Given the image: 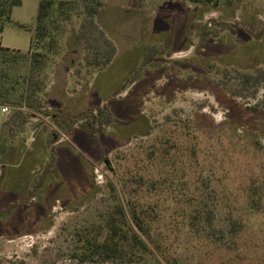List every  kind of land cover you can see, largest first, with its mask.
I'll use <instances>...</instances> for the list:
<instances>
[{
    "label": "rangeland",
    "instance_id": "obj_1",
    "mask_svg": "<svg viewBox=\"0 0 264 264\" xmlns=\"http://www.w3.org/2000/svg\"><path fill=\"white\" fill-rule=\"evenodd\" d=\"M101 1L104 5L98 21L112 34L120 60L98 76L97 70L85 66L82 49L69 50L70 37L82 20L75 13L72 22L63 23L55 32L58 52L50 53L43 73L50 90L57 82L56 72L60 68V76L67 81L64 92L69 108L79 103L91 112L98 100V104L109 106L118 122L101 128L98 138L109 135L116 139V144L101 158L92 159L85 174L90 185H85L84 175L79 176V165L84 162L72 157L62 162L61 155L58 157L63 165L54 189L49 190L51 174L35 195L29 193L38 177V168L28 190L20 182L28 178L26 167L15 177L0 181V209L17 202L13 211L0 217V264H94L82 263L73 256L80 247L76 233L113 205L108 182L115 184L121 202H140L150 211L154 236L172 246L178 256H192V264H221L226 256L224 250L211 245V240L195 238L190 228L191 213L204 201V209L213 211L217 228L228 231L230 220L239 219L246 225L241 242L252 241L253 252L263 255L264 85L257 99L233 97L219 90L213 93L183 88L193 84V77L204 76L209 84L218 85L227 69L254 73V69L241 67L259 64L264 68V36H259L264 28V0H233L234 6L220 0L218 7L186 0ZM39 2L22 0V5L13 8L10 20H0L4 24L0 29L1 47L30 51ZM211 19L223 23L217 27L210 23L208 34L204 26ZM232 21L240 22L244 29L239 26L232 30L226 24ZM208 39L213 42L210 48L205 42ZM150 41L166 49L167 61L163 66L178 73L173 74V83L178 85L174 92L168 88L160 96H138L133 92L145 74L140 71L135 75L133 70L141 64L137 60L139 51ZM179 52L184 53L177 56ZM209 55L229 62V66L216 60L206 61ZM12 75L17 78L18 73ZM168 80L162 78L157 86L166 87ZM200 80L197 88L203 84ZM111 99L117 101L111 103ZM257 104L258 110L253 111L251 107ZM7 119L8 114L0 115V129ZM14 129L19 134L16 141H33L31 130ZM59 140L71 142L64 133H60ZM75 145L81 153L80 146ZM166 150L171 154L166 156ZM81 180L86 183L82 185ZM97 186L101 189L89 203L79 208L74 205V193ZM254 189L262 196L258 214H252L249 206ZM68 191L69 198L63 194ZM59 194L63 199L54 202L52 197ZM45 195L46 201L38 204L39 197ZM68 205L72 206L69 210ZM201 229V234H206L205 223Z\"/></svg>",
    "mask_w": 264,
    "mask_h": 264
},
{
    "label": "trees",
    "instance_id": "obj_2",
    "mask_svg": "<svg viewBox=\"0 0 264 264\" xmlns=\"http://www.w3.org/2000/svg\"><path fill=\"white\" fill-rule=\"evenodd\" d=\"M186 1L195 4L208 3L216 7L221 2L220 0ZM225 2L229 6L234 3L233 0H225ZM20 5H22V0H0V20H10L13 8ZM103 5L104 2L101 0H40L30 51L22 52L0 46V105L10 107L8 119L3 122L0 129V181L15 177L18 171L26 167L28 183L27 179L24 181L21 179L20 182L23 186L25 183L28 190L32 175L38 168V177L35 179L34 186L29 189V193L35 195L36 190L46 185L48 176L51 174L53 181L49 182V190L54 189L61 165H63L61 161L64 162L66 158L72 157L77 161L84 162L79 165V176L83 177L84 175L87 183H83V180L80 183L90 185L89 177L85 174H87L92 159H99L106 154V151L109 152L114 148L115 138L111 139L109 135H104L101 139L98 138L101 128H105L107 125H116L118 122L109 106L98 104V100L95 102L97 104L95 109L91 112L79 103H75L76 105L69 108L65 105L66 94L64 92L67 81L64 80L66 77L60 76L61 70H58L60 68L56 72L57 82L50 90L47 89L43 73L47 67L50 53L58 52V36L55 32L57 33L63 23L72 22L75 13H79L82 20L79 29L74 31L70 37L69 50L73 52L78 48L82 49L85 66L97 70L98 76L109 71L120 60V51L112 34L109 30L104 29L98 21ZM191 21L192 18H190V25ZM210 23L217 27L223 21L211 19L209 23L207 22L204 29L208 34L210 33L208 29ZM226 24L231 26L234 31H236L235 27L239 26L244 29L239 22H227ZM3 27L4 24H0L1 30ZM259 36H264V28ZM209 41L211 40L205 41L206 44L208 43V48H210V44H213L212 41L211 43ZM150 42L152 43L141 47L139 51L140 55L137 60L141 61V64L134 67L137 69L133 70L136 71L135 75H138L140 71H144L145 74L141 82L133 88V92H136L138 96L148 93L160 96L165 88L174 92L178 85L173 83L175 81L172 80L174 79L173 74L177 76L178 73H174L166 67L167 65L163 66L167 61L166 49H162L158 42ZM211 56H206V61L216 60L226 67L229 66V62L225 61L224 63L222 59ZM138 62L135 63V66ZM213 68L214 66H211V70ZM241 68L254 69L255 72L227 69L218 85L209 84L204 76L193 77L190 79L193 84L184 86L183 89H202L213 93L219 90V92H228L233 97L257 99L264 85V68L259 64ZM12 72L18 73L17 78H14ZM164 77L169 78L167 86L158 87V81ZM199 80L203 84L197 88ZM142 89H147V91L144 92ZM115 101L117 100H110L111 103ZM262 103L264 105V100ZM258 108L259 104L251 107L253 111H257ZM33 119L36 121L30 125ZM15 127L20 128L21 132L31 130L34 134L33 141L30 144L26 139L16 141L19 134L14 129ZM60 133L67 134L73 144L80 146L83 153L77 152L75 144L59 140ZM164 154L167 156L171 153L166 150ZM58 155H61V161ZM10 173H14V176ZM141 179L143 178H140V182ZM108 188L113 193V205L100 213L94 222L86 224L76 233L80 247L79 251L73 254L74 257L79 258L82 263L94 264H147L148 262L153 264H192L194 261L192 256L191 258L188 255L178 256L172 250V246H166L154 236L150 211H147L140 202L131 200H128L126 204L121 202L113 182H108ZM100 189L97 186L91 187L89 190L77 191L74 193V205L76 204V207L79 208L89 203ZM63 194L67 198L71 196L70 191ZM61 195L53 196L54 202L63 199ZM46 196H40L38 204L46 201ZM261 201L260 192L258 189H254L250 194L249 204L252 214H258L261 211ZM203 203L205 201L199 202L190 215L189 224L195 238L205 237L211 240L212 246L224 250L226 256L221 264H264V254L258 256L253 252L252 241H245L244 244L241 242L246 225L239 219L232 218L228 231L217 228L213 211L205 210ZM16 204L17 202H10L4 209H0V217H6L10 211L16 208ZM66 207L69 210L72 206ZM202 223H205L206 234H201ZM50 226L51 224L47 225V228ZM218 233H220L219 236H217ZM227 236L228 238H226ZM224 239L228 240L224 241Z\"/></svg>",
    "mask_w": 264,
    "mask_h": 264
},
{
    "label": "built area",
    "instance_id": "obj_3",
    "mask_svg": "<svg viewBox=\"0 0 264 264\" xmlns=\"http://www.w3.org/2000/svg\"><path fill=\"white\" fill-rule=\"evenodd\" d=\"M10 112V107L7 105H0V115H5Z\"/></svg>",
    "mask_w": 264,
    "mask_h": 264
},
{
    "label": "water",
    "instance_id": "obj_4",
    "mask_svg": "<svg viewBox=\"0 0 264 264\" xmlns=\"http://www.w3.org/2000/svg\"><path fill=\"white\" fill-rule=\"evenodd\" d=\"M179 53H180V54H177V56H179V55H183V54H181V53H184V52H179ZM171 57H172V56H171ZM106 163L108 164L109 161L107 160Z\"/></svg>",
    "mask_w": 264,
    "mask_h": 264
},
{
    "label": "flooded vegetation",
    "instance_id": "obj_5",
    "mask_svg": "<svg viewBox=\"0 0 264 264\" xmlns=\"http://www.w3.org/2000/svg\"><path fill=\"white\" fill-rule=\"evenodd\" d=\"M218 20V19H217ZM233 22V21H232ZM238 22V21H237ZM240 23V22H239ZM243 26V25H242ZM244 27V26H243Z\"/></svg>",
    "mask_w": 264,
    "mask_h": 264
}]
</instances>
